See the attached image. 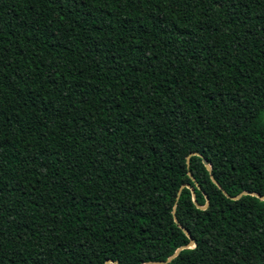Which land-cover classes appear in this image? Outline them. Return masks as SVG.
<instances>
[{
  "label": "trees",
  "instance_id": "trees-1",
  "mask_svg": "<svg viewBox=\"0 0 264 264\" xmlns=\"http://www.w3.org/2000/svg\"><path fill=\"white\" fill-rule=\"evenodd\" d=\"M262 196L264 0H0V264H264Z\"/></svg>",
  "mask_w": 264,
  "mask_h": 264
},
{
  "label": "water",
  "instance_id": "water-1",
  "mask_svg": "<svg viewBox=\"0 0 264 264\" xmlns=\"http://www.w3.org/2000/svg\"><path fill=\"white\" fill-rule=\"evenodd\" d=\"M205 167H206V168H209V166H208L207 164H205ZM190 190H191V192H192V189H191V188H190ZM191 196H192V199H193V193H191ZM261 198H264V196H262ZM206 204H207V200H205V203H204L201 207L204 208V207L206 206ZM186 234L188 235V233H186ZM191 244H192V240L189 239L188 243L185 244V247H188V246H190ZM175 254H176V251L171 255V257L174 256Z\"/></svg>",
  "mask_w": 264,
  "mask_h": 264
}]
</instances>
